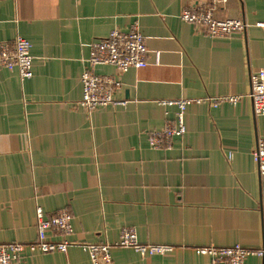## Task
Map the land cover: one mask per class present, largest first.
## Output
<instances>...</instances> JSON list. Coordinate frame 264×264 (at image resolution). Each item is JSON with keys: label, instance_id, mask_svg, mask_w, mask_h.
<instances>
[{"label": "crops", "instance_id": "crops-1", "mask_svg": "<svg viewBox=\"0 0 264 264\" xmlns=\"http://www.w3.org/2000/svg\"><path fill=\"white\" fill-rule=\"evenodd\" d=\"M213 7L217 19H243V35L210 37L180 17ZM264 0H0V46L18 35L32 44L33 77L0 67V243H22L18 264H92L79 245L66 253L31 251L36 210L67 209L69 239L113 241L134 227L141 243L172 253L142 257L113 247L115 264H211L199 247L257 248L264 239V175L252 157L264 116L249 98L250 76L264 69ZM138 25L148 66L120 73L116 99L86 113L82 74L90 44ZM242 95L237 106L215 97ZM195 99L186 134L154 149L152 131L177 118L164 100ZM49 238L60 241L55 233ZM245 264H264L251 256Z\"/></svg>", "mask_w": 264, "mask_h": 264}, {"label": "built area", "instance_id": "built-area-1", "mask_svg": "<svg viewBox=\"0 0 264 264\" xmlns=\"http://www.w3.org/2000/svg\"><path fill=\"white\" fill-rule=\"evenodd\" d=\"M181 19L201 33L210 37L226 38L235 34L243 35L249 27L243 19H217L213 7L187 6L182 9ZM264 27V20L257 23ZM32 44L18 35L13 43H3L0 46V67L17 70L23 79L32 78L33 56ZM149 49L145 36L138 25H133L128 31L115 29L104 38L90 44V56L85 71L82 74L83 97L80 106L86 113H91L100 107L109 105H125L126 101L115 97L120 87L118 77L100 75L97 67L113 66L118 72L124 73L130 68L142 69L148 66ZM251 90L249 98L253 102L257 116H264V69H257L250 76ZM242 95L219 96L210 100L214 107L228 102L237 106L243 100ZM195 99L164 100V106L175 105L178 109L177 118L163 129L149 134V143L154 149H172L174 137L186 134L185 111L190 103L200 102ZM253 161L260 173L264 175V136L258 137L252 150ZM73 216L67 209H62L54 216H47L42 207H37V240L29 244L31 251L42 253H66L71 246H82L88 253L92 264H115L111 249L113 247L132 248L142 257L167 255L175 246L170 244L141 243L134 227H125L116 232L113 241L100 243H78L71 241L73 233ZM49 233L57 234L61 240L54 241ZM25 249L22 243H0V264H18ZM200 255L210 257L211 264H245L251 256L264 259V239L257 248H247L241 244L230 247L205 246L196 249Z\"/></svg>", "mask_w": 264, "mask_h": 264}]
</instances>
